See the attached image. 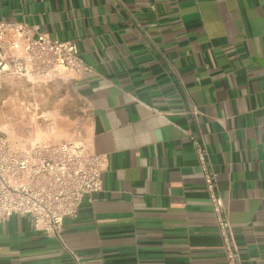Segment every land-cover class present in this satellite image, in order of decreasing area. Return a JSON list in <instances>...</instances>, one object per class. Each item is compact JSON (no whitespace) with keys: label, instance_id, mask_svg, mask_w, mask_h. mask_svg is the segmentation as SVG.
Masks as SVG:
<instances>
[{"label":"crops","instance_id":"1","mask_svg":"<svg viewBox=\"0 0 264 264\" xmlns=\"http://www.w3.org/2000/svg\"><path fill=\"white\" fill-rule=\"evenodd\" d=\"M0 20L74 41L92 67L0 82V133L22 148L79 133L107 158L63 225L82 264H228L192 137L243 264H264V0H0ZM0 264L76 263L12 215Z\"/></svg>","mask_w":264,"mask_h":264},{"label":"built area","instance_id":"2","mask_svg":"<svg viewBox=\"0 0 264 264\" xmlns=\"http://www.w3.org/2000/svg\"><path fill=\"white\" fill-rule=\"evenodd\" d=\"M89 71L92 67L74 41L49 37L27 22L0 20V82L18 77L50 80ZM192 142L226 261L243 264L210 151L199 138L192 137ZM106 167V156L89 152L87 138L79 133L68 140L27 148L0 133V222L12 215L28 216L35 231L59 240L74 262L82 264L63 241V225L65 219L77 216L86 195L102 189Z\"/></svg>","mask_w":264,"mask_h":264}]
</instances>
